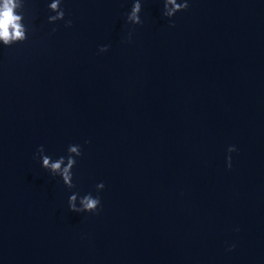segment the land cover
Masks as SVG:
<instances>
[{"label":"water","instance_id":"1","mask_svg":"<svg viewBox=\"0 0 264 264\" xmlns=\"http://www.w3.org/2000/svg\"><path fill=\"white\" fill-rule=\"evenodd\" d=\"M51 2L0 41V264H264V0Z\"/></svg>","mask_w":264,"mask_h":264},{"label":"clouds","instance_id":"2","mask_svg":"<svg viewBox=\"0 0 264 264\" xmlns=\"http://www.w3.org/2000/svg\"><path fill=\"white\" fill-rule=\"evenodd\" d=\"M171 5L169 8L168 6ZM188 7L187 0H163V9H167L166 12L163 11L165 17H172L176 12L182 11ZM23 8V0H0V41H3L4 45L9 46L13 41L22 42L27 39L26 36V27L22 23L23 12L20 11L19 14L17 10ZM48 8L55 13V15H49L48 21L54 22L64 18V11L60 8V0H52L48 5ZM141 11V2L140 0H133L130 11L126 14V22L133 24L142 23L140 16L138 15ZM72 21L70 19L65 20V26H71ZM171 24V21H170ZM55 31V28L53 29ZM131 37V32L129 33V38ZM108 45H102L99 48L100 52L106 51ZM87 142V141H86ZM236 148L234 145H230L227 149L229 153L235 151ZM67 157L60 156L59 158L52 160L48 155L44 154L43 145L38 146L34 157L39 155L40 160L42 159L41 166L47 169L52 176H60L62 178L63 184L68 188H73V173L71 169L76 163L70 153H75L76 156L81 155L80 145L70 144L67 148ZM65 160L67 163L64 164ZM227 166L231 167V156L226 157ZM62 164L64 167L62 168ZM104 188L103 182L97 183V191ZM78 193L73 192L68 197V208L70 211L80 213V212H92L96 213L100 206V197L99 195L93 197L91 193L85 194L80 197L79 206L76 204ZM234 247V246H232Z\"/></svg>","mask_w":264,"mask_h":264}]
</instances>
